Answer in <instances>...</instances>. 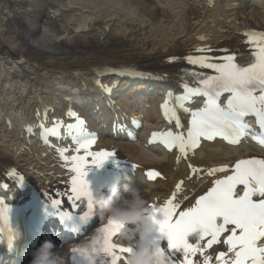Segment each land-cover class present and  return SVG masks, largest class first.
<instances>
[{
	"label": "bare ground",
	"instance_id": "bare-ground-1",
	"mask_svg": "<svg viewBox=\"0 0 264 264\" xmlns=\"http://www.w3.org/2000/svg\"><path fill=\"white\" fill-rule=\"evenodd\" d=\"M115 1L122 2V13L70 0H0V181L8 179V169H23L37 182H55L57 168L49 160L53 149L34 148L32 142L24 147L27 134H34L27 129L36 128L41 120L37 114L43 116L44 107L60 112L63 109L56 107H70V100L77 98L78 109L92 113L100 106L105 113L113 98L97 85L99 80L114 88L118 106L135 118L139 128L146 125L137 139L143 143L162 120L166 94L179 93L187 83L186 73L196 69L186 57L198 56L199 48H209L217 56L228 51L248 57L251 50L244 33L264 28V1H223L227 11L220 21L211 16L207 0H188L185 5L181 0L176 7H162L155 0ZM187 10L193 15L185 23ZM77 22L81 24L76 26ZM98 69L118 71L99 75ZM127 124L129 134L120 139L125 142L122 151L144 167L162 163L167 175L165 182L145 185L141 192L148 202L168 194L178 179L189 177V165L200 169L246 156V149L205 144L199 155L179 164L173 155L147 153L134 145V139L129 142L138 132ZM202 184L209 186L211 179ZM187 186L195 189V179Z\"/></svg>",
	"mask_w": 264,
	"mask_h": 264
},
{
	"label": "snow or ice",
	"instance_id": "snow-or-ice-1",
	"mask_svg": "<svg viewBox=\"0 0 264 264\" xmlns=\"http://www.w3.org/2000/svg\"><path fill=\"white\" fill-rule=\"evenodd\" d=\"M244 35L246 42L253 48L251 59L247 63H238L233 54L211 57L207 55L212 51L209 48L196 50L202 55L186 57L188 64L212 69L215 74L189 71L186 75L195 78L199 86L190 87L187 83H182V95L174 97L171 92L166 94L161 104L165 119L169 123L174 122L176 129H182L183 125L177 115L179 109L190 113L189 126L184 131L154 132L150 143L159 142L169 151L177 149L180 153L178 162L181 157L186 158L189 152H194L200 146L201 140L213 141L218 137L229 144L237 145L250 136L264 147V33L250 31ZM175 59L170 58V61ZM110 71L118 70H97L99 75ZM96 83L102 91L110 94V87L101 84L99 80ZM224 93H228V96L221 103L220 97ZM194 96H203L205 101L202 108L191 111L184 107V102L190 101ZM173 99L176 101L175 106L171 103ZM68 115L75 117L77 121L74 125H67L68 134L76 143L77 154L68 156L66 153L70 149H57L65 161V166L73 174L69 190L62 194L57 193V196L64 195L69 200L87 197L88 212L83 217L87 219L96 211L95 198L86 179L87 169L90 164L102 167L115 153L92 151V146L96 143L95 137L84 130V121L76 113L70 111ZM247 115L255 116L261 130L259 133L244 122L243 118ZM62 125V121H55L51 128L45 127L43 123L39 124L45 143L49 135H59ZM27 131H32L31 126ZM81 151L83 155H80ZM189 167L193 174L203 171L191 165ZM218 173L229 174L215 179L206 194L196 199L191 207L178 211L180 205L175 201L182 191L181 181L176 185L172 198L165 201L162 207L157 209L154 205L148 206L147 218L159 225L160 234L167 237L170 250H183V264H264V159H240L231 168L226 165L219 166L208 169L206 174L216 176ZM9 175L23 184V177L18 176L15 170ZM147 176L155 180L161 174L158 171H148ZM0 187L6 188L7 185ZM50 201L53 207L62 203L60 199ZM6 212H11V209L6 208L3 200H0V220L6 219ZM157 214H161L163 219L158 220ZM61 215L70 218L68 212ZM197 230L201 233L200 238L197 243L190 244L187 237ZM121 231H126L125 225L108 219L90 244L72 249V259L82 257L99 264L107 258L105 264H120L121 261L125 264L126 257L134 249L131 245L121 246L113 242V238ZM14 236V233L9 236V246ZM221 244L226 246L224 250L217 251L214 256L208 254L213 246Z\"/></svg>",
	"mask_w": 264,
	"mask_h": 264
},
{
	"label": "clouds",
	"instance_id": "clouds-1",
	"mask_svg": "<svg viewBox=\"0 0 264 264\" xmlns=\"http://www.w3.org/2000/svg\"><path fill=\"white\" fill-rule=\"evenodd\" d=\"M124 179H130L127 173ZM94 205L107 220L131 226V231H121L119 234V239L128 242L134 249L126 257L125 264H173L172 257L161 251L160 245L151 238L153 233H160L159 225L147 218L148 201L142 192L129 185H125L123 192L117 187L108 198L101 193L94 199ZM162 237L167 239L166 236ZM54 248L51 241H45L33 253L31 264H65L64 258L55 253Z\"/></svg>",
	"mask_w": 264,
	"mask_h": 264
}]
</instances>
